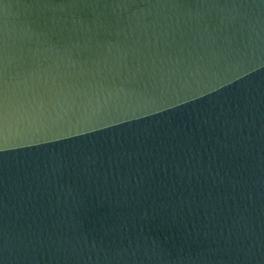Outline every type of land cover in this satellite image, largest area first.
<instances>
[{"label": "water", "instance_id": "1", "mask_svg": "<svg viewBox=\"0 0 264 264\" xmlns=\"http://www.w3.org/2000/svg\"><path fill=\"white\" fill-rule=\"evenodd\" d=\"M0 264H264V0H0Z\"/></svg>", "mask_w": 264, "mask_h": 264}]
</instances>
